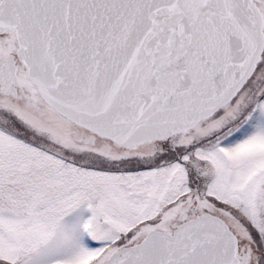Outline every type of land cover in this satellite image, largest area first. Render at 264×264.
<instances>
[{
    "label": "snow or ice",
    "instance_id": "6c2138e0",
    "mask_svg": "<svg viewBox=\"0 0 264 264\" xmlns=\"http://www.w3.org/2000/svg\"><path fill=\"white\" fill-rule=\"evenodd\" d=\"M0 264H264V0H0Z\"/></svg>",
    "mask_w": 264,
    "mask_h": 264
}]
</instances>
